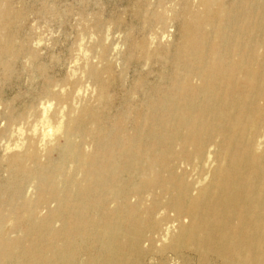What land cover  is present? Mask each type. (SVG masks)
I'll return each instance as SVG.
<instances>
[{
	"label": "bare ground",
	"instance_id": "bare-ground-1",
	"mask_svg": "<svg viewBox=\"0 0 264 264\" xmlns=\"http://www.w3.org/2000/svg\"><path fill=\"white\" fill-rule=\"evenodd\" d=\"M10 1L0 0L6 71L20 17ZM196 2L181 11L170 73L136 103L111 114L80 88L47 91L40 119L14 132L0 264H144L184 251L198 264H264V0ZM131 48L160 54L146 40ZM110 70L90 66L75 82L92 79L109 105Z\"/></svg>",
	"mask_w": 264,
	"mask_h": 264
},
{
	"label": "rangeland",
	"instance_id": "rangeland-1",
	"mask_svg": "<svg viewBox=\"0 0 264 264\" xmlns=\"http://www.w3.org/2000/svg\"><path fill=\"white\" fill-rule=\"evenodd\" d=\"M187 5L197 6V2L11 0L10 6L20 17L13 32L16 53L10 60L11 69L0 67V178L8 177L6 144H14L18 129L26 132L40 119L42 104L50 99L47 91L64 88L74 93L80 88L83 100L115 114L140 100L145 91L161 85L172 69L169 54L182 40L181 11ZM159 15L164 16L163 21L158 19ZM141 40L149 42L160 54L147 59L133 52L132 44ZM105 65L111 68L106 87L109 105L95 101L98 86L92 79L84 76L81 84L75 82L90 66ZM141 80L144 85L137 89ZM55 108L53 104L48 115L52 116ZM27 114L30 117L23 119ZM50 120L56 124L53 116ZM143 263L198 264V261L195 253L184 251L168 252L163 258L148 253Z\"/></svg>",
	"mask_w": 264,
	"mask_h": 264
}]
</instances>
